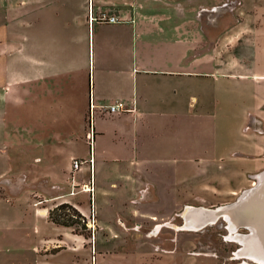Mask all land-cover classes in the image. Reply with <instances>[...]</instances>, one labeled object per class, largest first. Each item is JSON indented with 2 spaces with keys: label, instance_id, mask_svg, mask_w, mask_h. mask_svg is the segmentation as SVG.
<instances>
[{
  "label": "rangeland",
  "instance_id": "374dc122",
  "mask_svg": "<svg viewBox=\"0 0 264 264\" xmlns=\"http://www.w3.org/2000/svg\"><path fill=\"white\" fill-rule=\"evenodd\" d=\"M76 1L0 0V69L4 68L5 59L8 64L7 72L1 78L7 94L4 100H0V264L255 262L250 257L235 255L241 248V242L230 235L248 234L249 228L244 224L238 225L234 234L229 233V222L224 217L197 230L180 227L185 221L187 207L213 208L231 203L245 189L258 182L257 173L264 170V124L262 131L257 133H251L247 126L243 127L241 112L245 106L242 105L251 103L249 94L243 99L234 98L227 106L220 102L219 98L223 97L218 89L210 88L207 92L202 80H192L191 104L184 103V98L182 105H187L184 113L174 121L165 119L168 126L178 125V132L169 128L154 130L147 136L143 153L135 167V192L131 194L118 187L121 192L114 195L111 206H106L98 193L94 192L93 167L91 193L83 188L90 181L89 168L81 173L84 176L82 180L78 177L79 173H74L72 180L70 170L69 181H58L57 178L58 186L53 177L48 176L52 169L62 171L61 168L69 161L67 154L70 152L86 156L79 159L93 157L94 119L92 129L86 122L82 131L81 118L78 117L74 123L78 128L74 137L76 141L61 138L58 143L35 145L33 142L43 138V124L50 123L57 128L64 117L57 115L58 121L46 123L43 122V115L33 112L27 98L26 67H17V63L13 64L10 60L20 58V52L26 58L30 15L41 16L32 17L31 20L35 21L32 26H39L43 20L54 25L57 19L53 13L75 10ZM244 1L247 0H191L194 17L204 23L200 29L201 33L204 32L203 43L191 49V57L198 55L215 61L216 73L221 72V63L234 62L239 52L235 49L236 40L241 38L240 33L234 31L221 46L219 33L225 26L241 25L238 11L264 10L263 0H250L248 6ZM100 5L104 12L101 14L111 16L112 9H116V0L101 1ZM88 6V19L89 13L98 17L94 15L96 8L92 0L88 1ZM215 6L225 11L223 16L211 13L213 11L210 9ZM48 15L50 17H45ZM244 21L243 26L248 31L249 18ZM258 21L260 27L264 25V18L261 20L260 17ZM92 22H96V19H92ZM12 46L16 51L9 52ZM263 51L262 48L255 50L259 54ZM254 59L256 61V57ZM258 62L264 65V57L258 58ZM227 66L234 68L231 64ZM18 68L20 75L16 72ZM18 83L22 86L18 87ZM259 83L261 110L264 109V81L260 80ZM245 91L248 93V86ZM204 96L207 97L204 99ZM260 110H256L257 114H264ZM109 116L96 115L105 119ZM241 130H246L249 135L242 136ZM28 139H31L33 146L27 145ZM243 141H249L252 150L258 146L259 156L256 157L251 150L244 151L245 146H240ZM54 144L58 145L59 151L51 157ZM60 173L64 177V171ZM98 177L103 182H117L118 179V184L123 183L113 169H105V173ZM100 186L108 188L102 182ZM66 197L73 198L88 209L86 217L95 231L93 239L92 236H76L70 228L57 226L45 216L49 207ZM126 199L131 200L128 204L132 207L121 205ZM95 204L105 221L103 224ZM119 210L121 216L117 217Z\"/></svg>",
  "mask_w": 264,
  "mask_h": 264
},
{
  "label": "crops",
  "instance_id": "0c3cea01",
  "mask_svg": "<svg viewBox=\"0 0 264 264\" xmlns=\"http://www.w3.org/2000/svg\"><path fill=\"white\" fill-rule=\"evenodd\" d=\"M88 1L77 0L75 10L54 12L57 19L54 25L43 20L39 26H32V17L41 16L30 15L26 58L20 52V58L14 57L10 61L17 63V67H26L27 98L33 112L43 115V122L46 123L58 121L57 115L64 117L57 128L50 123L43 124V138L33 142L35 145L58 143L61 138L76 141L74 137L78 128L74 123L79 117L82 131L86 127L90 100L95 104L121 100L133 108L113 114L96 110L92 121L94 192L98 193L106 206H111L114 195L121 192L118 187L131 194L135 192V167L143 153L147 136L154 130L169 128L178 132L179 126H168L165 119L177 120L178 115L183 114L185 107L191 104L192 80H202L207 92L210 88L218 89L223 97L219 98L220 102L227 106L234 98L243 99L249 94L252 101L242 105L245 108L241 112V122L251 133L262 131L264 114H257L256 110L259 111L261 106L258 100L262 93L259 81H264L261 79L264 78V65L259 64L258 58L264 57V51L259 54L255 50L264 49V25L260 27L258 21L260 17L261 20L264 18V10L238 11L241 25L225 26L219 33L221 46L234 31L240 33L241 38L236 40L235 49L239 52L234 62L221 63V72L216 73L215 61L198 55L191 57V49L203 43L204 33L200 30L204 23L194 17L191 0H116V9H112L109 15H115L119 20H96L92 24L87 16ZM101 1L106 2L92 0L96 8L94 15L100 16L103 12ZM249 2L244 1V4L248 6ZM218 7L210 11L221 17L225 11ZM245 18H249L247 23L251 30L247 26V31L243 26ZM11 51H16L15 47L12 46ZM3 64L4 68L0 69V100H4L7 94L1 79L7 72V59ZM230 64L234 68L227 66ZM16 72L20 75V69ZM17 86L22 85L18 83ZM246 86L249 87L248 93L245 91ZM183 99L187 105H182ZM1 107L0 102V111ZM260 112H264V109ZM97 114L110 116L108 119L97 118ZM242 132V136L249 135L246 130ZM33 143L28 139L26 144L33 146ZM240 146H245L246 152L251 150L256 157L260 154L258 146L255 150L250 149L249 141H243ZM53 147L49 153L51 157L59 151L57 144ZM77 157L86 156L71 152L67 154L69 161L61 168L64 177L60 175L62 171L50 170L48 176L53 177L57 186L58 181H69L71 161ZM88 168V165L81 166L75 171L79 173L80 180L84 179L81 173ZM105 169L117 171L123 183L118 184V179L117 182L101 181L98 176L105 173ZM101 182L108 188L100 186ZM130 199L121 205L132 207L128 204ZM62 200L72 203L87 215L88 209H84L73 198ZM96 207L103 224L105 221L99 207Z\"/></svg>",
  "mask_w": 264,
  "mask_h": 264
},
{
  "label": "bare ground",
  "instance_id": "6f19581e",
  "mask_svg": "<svg viewBox=\"0 0 264 264\" xmlns=\"http://www.w3.org/2000/svg\"><path fill=\"white\" fill-rule=\"evenodd\" d=\"M257 178L258 182L254 184L253 191L247 194L239 206L224 213V218L229 217L233 220V224L229 223L228 225L229 233H233L234 229L243 223L249 224L252 229L250 236H247V234L238 235V233L230 235L231 237H237L241 242V248L235 255L245 254L246 258L250 257L255 261L246 262L242 260L239 264H264V171L257 173ZM214 208L217 207H187L184 213L185 221L180 227L197 230L199 229L196 226L198 221L214 222L216 219L210 220V213ZM156 228H158V225Z\"/></svg>",
  "mask_w": 264,
  "mask_h": 264
},
{
  "label": "trees",
  "instance_id": "16d2710c",
  "mask_svg": "<svg viewBox=\"0 0 264 264\" xmlns=\"http://www.w3.org/2000/svg\"><path fill=\"white\" fill-rule=\"evenodd\" d=\"M86 113V122L87 120ZM47 219L57 226H63L71 229L73 234L82 235L84 238H94L95 231L88 225V220L76 206L70 202L62 201L49 207Z\"/></svg>",
  "mask_w": 264,
  "mask_h": 264
},
{
  "label": "built area",
  "instance_id": "2783aa9c",
  "mask_svg": "<svg viewBox=\"0 0 264 264\" xmlns=\"http://www.w3.org/2000/svg\"><path fill=\"white\" fill-rule=\"evenodd\" d=\"M92 19L93 20L94 19H96V20H104V21H107V22H116V21H118L117 17L114 16V15L106 16L105 14H101L100 16L95 17V16L92 15V13L91 14L89 13V22ZM96 110H98L100 112H108L110 114H113V113L131 111V110H133V108L131 109L130 107H128L121 100H111V101H108L106 103H99V104H95V103H93V101L91 102V100H90L89 109L87 111V113H88L87 114V120H88V125H89L90 130L92 129L91 125H92V121L94 119ZM84 163H89L88 166H89V169H90V181H89V183L85 184V186L83 188H84V190H88L91 193L92 190H93V188H92L93 184H92V178H91L93 157L90 156V158H88V159H78V158L72 159L70 174H71V178L73 180V176H74L75 171L78 170L82 166V164H84ZM88 221H90V220H88ZM88 225H90V223H88Z\"/></svg>",
  "mask_w": 264,
  "mask_h": 264
},
{
  "label": "water",
  "instance_id": "95a60500",
  "mask_svg": "<svg viewBox=\"0 0 264 264\" xmlns=\"http://www.w3.org/2000/svg\"><path fill=\"white\" fill-rule=\"evenodd\" d=\"M253 189H254V186L249 187V188L245 189L237 197V199L235 201H233L231 203H226V204L219 205V206H217V208L212 209V212L210 213L211 214L210 220L212 221L213 219L215 220V219H217L219 217H224V213H227L228 210L237 208L239 206V204L242 202V200L247 196V194H249L251 191H253ZM227 219H228V222L230 224H233V220H231V218L228 217ZM208 223H207V221L201 220V221L196 222V226L198 228H202V227L206 226ZM243 224L246 225L249 228L250 232L247 234V236H250L251 233H252V229L250 228L249 224H246V223H243ZM241 256L243 258H246L245 254H242Z\"/></svg>",
  "mask_w": 264,
  "mask_h": 264
}]
</instances>
